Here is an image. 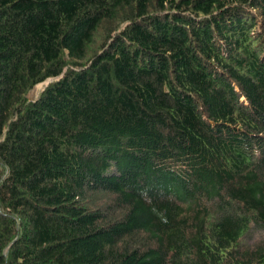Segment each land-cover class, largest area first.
I'll use <instances>...</instances> for the list:
<instances>
[{"label":"trees","instance_id":"16d2710c","mask_svg":"<svg viewBox=\"0 0 264 264\" xmlns=\"http://www.w3.org/2000/svg\"><path fill=\"white\" fill-rule=\"evenodd\" d=\"M0 264H264V0H0Z\"/></svg>","mask_w":264,"mask_h":264},{"label":"rangeland","instance_id":"374dc122","mask_svg":"<svg viewBox=\"0 0 264 264\" xmlns=\"http://www.w3.org/2000/svg\"><path fill=\"white\" fill-rule=\"evenodd\" d=\"M47 85V82L43 85H39L37 86L30 94V97L31 98H37L40 93L42 92V90L44 89V87ZM260 233H257V232H251V234L249 236H247L246 238V242L247 243H254L259 237H260Z\"/></svg>","mask_w":264,"mask_h":264},{"label":"water","instance_id":"95a60500","mask_svg":"<svg viewBox=\"0 0 264 264\" xmlns=\"http://www.w3.org/2000/svg\"><path fill=\"white\" fill-rule=\"evenodd\" d=\"M52 81H53V80H48V81H47V85H48L49 83H51Z\"/></svg>","mask_w":264,"mask_h":264}]
</instances>
